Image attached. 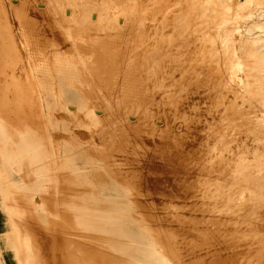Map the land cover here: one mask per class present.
<instances>
[{
	"label": "bare ground",
	"instance_id": "1",
	"mask_svg": "<svg viewBox=\"0 0 264 264\" xmlns=\"http://www.w3.org/2000/svg\"><path fill=\"white\" fill-rule=\"evenodd\" d=\"M7 1L9 5L6 2L3 5L9 6L10 17L5 16L8 11L3 10L4 6L1 10L5 11L7 21L10 19L9 25L6 18L3 20L10 28L9 48L16 51L23 46L39 73L34 85L43 128L47 133L48 126L49 131L76 142L75 145H64L53 158L27 131L28 128L22 133L6 130L0 118V139L13 149L17 161L15 169L0 164V176H6L8 186L14 190L23 187L17 176L26 172V189L48 190L55 186L48 176L49 169L54 164L56 168L62 160L65 167L70 166L71 169L67 180L87 191L80 200V204L85 206L79 217L86 221L83 224H87L93 233L124 241V251L135 254L150 245L142 240L143 231L136 226L131 213L120 209L118 212L115 207L121 204L122 207L125 203L128 207L138 208L140 197L145 196L142 193L152 192L154 195L158 192L167 198L166 202L168 199L183 201V205L186 204L183 209L186 207L189 211L186 213L189 214L186 216L189 222L201 223L204 220L202 223H211L210 228L214 229L211 242L214 246L210 248L214 252L196 255L200 249L197 250L193 264H264V198L258 194L252 195L253 198L249 195L254 193L250 192L251 189L260 194L262 186L254 184L246 172L249 168L247 159L250 158L246 156L247 144L252 135L250 126L253 125L248 124L251 118L264 113V69L259 70L260 64L254 59H251L254 64H249L248 53L244 56L241 47L238 51L220 44L216 34L210 29L207 32L203 22H198V17L192 15L195 9H191L193 4L189 0L191 8H187L184 0ZM43 67H48L50 78L40 73ZM27 84L30 87L31 83ZM49 90L55 95L57 93L56 103ZM62 109L66 111L65 121L72 126L71 133L60 129L62 121H53L55 110L59 112ZM27 125L26 122L23 124L29 127ZM124 190L133 196L132 199L122 195ZM8 192L13 195L12 191ZM198 193L211 196L213 201V205L210 204L212 208L208 206L211 210L205 214L206 219L202 208L209 199H205L204 206L200 208L204 202L198 205V201L203 200V195L197 197ZM147 207L150 205L146 203ZM161 207L156 205L160 211ZM167 213L170 214L168 210ZM186 214L182 213L183 219ZM168 217L167 220L163 218L165 221L161 224L172 223ZM174 225L177 226L176 223ZM174 225L175 231L181 227L176 229ZM166 228L168 233L170 228ZM184 231H180L181 234ZM178 233L175 232L176 236ZM191 233L192 236L197 234L193 230ZM11 236V242H15L16 238ZM170 238L176 239L172 235ZM198 239L200 242L201 238ZM6 242L10 246L8 237ZM174 243L171 244L174 246ZM183 246L186 248L187 245ZM184 251L186 254L189 250ZM92 254L95 255L93 264H99L96 254ZM88 256L89 253L79 256L78 264H85ZM132 263L142 262L133 260ZM24 264L35 263L26 261Z\"/></svg>",
	"mask_w": 264,
	"mask_h": 264
},
{
	"label": "rangeland",
	"instance_id": "2",
	"mask_svg": "<svg viewBox=\"0 0 264 264\" xmlns=\"http://www.w3.org/2000/svg\"><path fill=\"white\" fill-rule=\"evenodd\" d=\"M4 1L5 0H1L2 3L0 2V5H1L0 6V13L2 12L1 16L4 17V18H1V16H0V118L3 121L2 122L3 127L6 130H9V131L14 130V132L17 131L19 133H22V131H25L26 128H28L27 131H29V133H31L37 140H39V142H41V144L48 151L50 156L53 158H56V155L58 154L59 151L61 152V150H62L61 148L64 145L71 146V145H75L76 142L74 143L73 141H70V139H67L66 137H64L63 135H61L57 132H52V130L49 131V128L47 125H46L47 129H48L47 133H46L45 128H43L44 126L42 125L41 118H40L41 115H38L41 112V110H40V105H38V98H37L36 89H35V85H34L35 81L38 78L37 76L39 75V73L37 71L36 64L31 59H29L28 55H26L27 50H25V48L23 46L19 45L21 47H19L18 50L20 48H22V49H20V51H18V50L15 51L14 48L11 50L9 48V40H10V32L9 31H10V28H8L9 26L7 27V25H9L8 21L10 22V19H8V21H7V18L10 17L9 15H11V12H10V8H8L9 6H6V5H9L8 1L6 0L5 1L6 5H3V4H5ZM184 1H185L184 4L187 6V8H188V6H189V8L192 7V5L190 3H188V0H184ZM189 1H192L193 7H194V8L192 7L191 9H195V11H192V15L195 18L198 17V18H196L198 22H203L204 27L203 26L202 27L204 29L206 28L207 32L210 29V31H212L216 34V39H217V41L220 42V44H222L223 46H226L227 48L228 47L232 48V49L235 48V50L237 49L238 51L240 49L239 47H241L240 50L243 51L242 53L244 56L248 53V57L250 60L254 59V61H256L260 64L259 67H261V69H259V70L264 69V0H261V1L260 0H197V1L196 0H189ZM255 1H257V2L254 4ZM1 7H2V9L4 8L3 10L8 11V12H6L7 14L5 13V11L1 10ZM244 9H246V10H244ZM8 13H9V15H8ZM4 14H6L5 15L6 17L8 15V17L6 18L4 16ZM204 14L206 17L204 16ZM203 17H205V19ZM5 18H6V21H5ZM200 19H201V21H200ZM3 20L7 23V25H6V23H4ZM204 22L206 23V25ZM225 30H226V32H225ZM228 30L230 31V33H228L229 32ZM228 38H230V39H228ZM234 39H235V41L237 40V43L234 41ZM243 41H245V42H243ZM246 41H248V42H246ZM240 44H241V46H240ZM250 45H251V47H250ZM15 49H17V47H15ZM245 49L248 50L249 52L251 50H253V51H251L252 54L250 53L251 54L250 55L249 52L246 51ZM24 51H25V54H24ZM258 54L260 55V57H257V56H259ZM255 55H256V57H255ZM15 56H17V57H15ZM27 61H29V62H27ZM251 61H249L248 63L254 64L253 63L254 61L253 60H251ZM24 62H25V64H24ZM26 64L28 65V68H27ZM22 69H24V70H22ZM237 69L239 72V67ZM42 71H43V73H42ZM263 72H264V70H263ZM40 73L44 77L45 76L49 77V78L51 77L49 75L50 72H49L48 67H43ZM29 78H31V80ZM28 79H29V81H28ZM27 83H29V84L31 83L30 87L28 86ZM28 89H29V92L30 91L33 92L35 90L33 93L30 92V94H31L30 97L28 94L29 93ZM49 92L52 93L50 95H51L54 103H56V97H58L57 93L55 95L54 92H52L50 90H49ZM26 93L28 94L27 95L28 97L26 96ZM30 100H32V101H30ZM30 103L32 105H30ZM14 104H16V105L14 106ZM18 104L21 105L20 107L22 110L19 109L20 107H17ZM26 111H28L29 113ZM56 112H58V111L55 110V112H54L55 114H53V116H52L53 121H56L59 119L60 121H62V123L60 125V129L71 133L72 132L71 131L72 126L69 125L67 123V121H65L66 111L64 109H62L61 111L59 110V112L57 114H56ZM62 113H65L64 116L62 115ZM57 116H58V118H57ZM27 119H28V121H26ZM251 121H253V122H251ZM25 122H26V124H28L27 126H29V127L23 126V124ZM34 122H35V124H33ZM255 122H257V123H255ZM37 124H39V125H37ZM251 124H253V125H251ZM35 125H37V126H35ZM248 125H251L250 131H251L252 135H251V138L249 139V142L247 144V147L248 146L250 147V145H251V148L248 147V151H247L248 154L246 155L247 158L250 157L249 159H247V161L249 163L247 168L248 167L249 168H248V170L246 169V172L250 175L251 178H253L252 181L254 184L256 183V185L262 186V191L264 192V153H261V152H264V113H263V115H260L259 117L257 116V117H254L253 119L251 118ZM39 126L41 129L39 128ZM37 127L39 130L37 129ZM41 132H43V133H41ZM55 135H57V136H55ZM52 138H54V139H52ZM257 138L259 140H257ZM255 139L257 141H255ZM261 139H262V141H261ZM0 142H1L0 143L1 144L0 155L2 156V159H3L2 166H4V167L10 166V168L15 169V167L17 165V161L14 157V153L12 152L13 149L11 147H9L6 144V142L5 143L2 142L1 139H0ZM256 145L258 147H256ZM80 148L84 149L83 147H80ZM259 148H261V149H259ZM60 161H61V162H59L60 164L57 163L58 165L56 168H55L56 164H54L49 169L48 176L55 183V186L52 188H49L48 190H36V191L32 190V191H29L28 189H26L24 187V185L26 186V183H27L26 172L19 173L17 176V177H19L18 179L20 180L21 185L24 187V188L21 187L22 189L19 188V189L14 190L13 188L8 186L9 183L7 182L6 176L0 177V180H1V184H0V225H1L0 236L3 240L5 238L6 233L10 230V227H11V229L13 231V238H16L15 242H11L10 236H8V239L10 241V246L9 245L7 246V244H8L7 242L2 244V248H3L2 251L0 248V253L2 252V254H0V264H3L2 263L3 261H4V264H24V262H26V261L27 262H33L35 264H73V263L78 264L79 256L83 257L84 253H86V254L89 253V256L85 260V264H93V260L95 258V255H93L92 253L96 254V261H98L99 264H133L132 263L133 260H139L140 262H142L139 264H175V263H177L175 261H178V259H179V261L177 264H179V263L181 264L182 262L185 264V260H187V258H188V260H187L186 264H189V262H190L189 260H191L190 258H192L191 262L193 264V260H194L193 256L195 255V252L197 250L200 249L201 252H199L200 250L197 251L196 255H197V253L200 255H201V253H202V255L203 254L205 255V253H207V252L208 253L214 252V249L211 251V249H212L211 247L214 246L213 243H211V242H213V234L212 233H215V232H212V230L214 231V229L210 228V227H212V226H210L211 223L209 224L207 222L206 223L203 222L204 223L203 224L202 221H204V220H201V223H200V221H199V223L197 221L194 223L193 221L191 222V220L189 222L186 219V216L187 215L189 216V214H186V213H189V211L187 210L186 207H185L186 209L185 208L183 209V207L186 205V204L183 205V203H182L183 201L179 203V199H175L177 201H175L174 199H172V200L168 199L166 202L167 198L160 196L158 194V192L154 193V195H152V192L142 193L141 195L145 194L146 197L145 196L140 197L141 205L138 208L126 206V204L124 203V200H123L124 206L120 207L122 205L121 204L120 206L118 205V207H115L116 211H118L120 209L122 212H126V210H127L129 213H131L130 215L135 220L136 226H138L143 231L144 239L142 238V240L145 243L149 244L150 247L143 248L140 251H138L137 253L131 254L130 252L124 251L122 249V245H124V241L119 240V239H114L111 237H105L102 234H98L97 232H94V233H93V231L91 232V230L87 226V224H85V225L83 224V223H86V221L80 219L81 218L80 217L81 210L82 209L85 210V206L80 204V200L86 196L87 191L86 190L84 191V189L81 187L79 188V187L73 186V183H71V182H69V180H67V176H69V174L71 172L70 166L65 167L66 164L62 160H60ZM91 162L93 164H95L94 161H91ZM96 163H97V161H96ZM61 174H63L64 176L66 174V176L64 177ZM89 175L94 176V174H89ZM59 181L60 182L64 181V182H63V184H61V183H59ZM68 184H69V186H68ZM60 185L62 187H60ZM58 189H60L59 190L60 192L57 191ZM8 191H12L13 195ZM262 191L260 192V194L262 193L260 195L254 189H251L250 192H254V193L253 194L249 193V195L251 198H253V196H258V195H259L258 197L262 196L264 198V193ZM75 193H76V195H75ZM124 193L125 194H122V193L121 194L124 195L125 198L127 197V199H129V198L132 199L133 196L131 194H129L126 190H124ZM198 194H197V197H200L203 195L201 198L204 200V201L203 200L198 201L199 206H200L201 202H204L202 204V206H200V208H202L204 206V204L206 202L205 199L207 200V198H208L210 201H212V199L210 198L211 196L208 197L207 195L205 196V194H202V193H200L199 195ZM73 195L75 197L74 199H72ZM157 195L159 197H157ZM150 196H152V197L150 198ZM154 197H155V200H154ZM42 198H44V199H42ZM145 198H148L149 200H147ZM162 198L165 201L162 200ZM201 198H199V199H201ZM182 199L185 200L184 196L182 197ZM39 200H41V201H39ZM52 200H54V202ZM66 200L69 202H67ZM209 200H208L207 204H205V206H204L205 208L207 206L206 209H208V210L203 209L204 207L202 208V210H204L205 212H203L201 210L205 219H206L205 216L209 214V212L212 208L211 205H213V201L210 202ZM148 201L149 202L152 201V203L151 202L149 203ZM63 202H64V204H63ZM155 202H156L157 206L159 205V208L163 204L161 207L162 208L161 211L159 210V208H156V205L154 204ZM170 202L173 203V205ZM31 203H32V205H31ZM37 203H39V204H37ZM44 203H46V204H44ZM47 203H49V205H47ZM146 203L149 204L150 207L146 208ZM58 204H59V208H58ZM169 204H170L171 208H170ZM174 204L176 205V207ZM61 205H63V206L65 205V208L63 206L61 207ZM153 205H154L155 209L151 207ZM177 205L179 207H177ZM75 206L77 209L75 208ZM208 206L211 208H209ZM180 207H181V209H180ZM48 208H51V209H48ZM172 208H173V210H171ZM152 209H154L155 211ZM157 209L159 212H156ZM165 209H167L168 212H170V214L167 213V210L165 212ZM178 209H180L181 211L180 210L177 211ZM182 209L184 210L185 213L182 212ZM147 210H149V211H147ZM46 211H48V212H46ZM61 211H64V212H61ZM150 211H154V212H150ZM74 212L76 214H74ZM147 212L148 213L150 212L149 213L150 215L152 213L154 216H152V215L149 216V214H147ZM174 212H176V213H174ZM207 212H208V214H207ZM157 213L158 214L160 213L161 215L159 214L160 216L158 217ZM182 213L186 214V215H184L185 219H183ZM55 214H56V216H55ZM165 214H168V215H165ZM171 214H173V217ZM44 215H46V216H44ZM156 216L158 218H156ZM164 216H166V217L169 216L168 218L170 220L169 219L168 220L173 221V222L175 221V222L174 223L170 222L167 224V222H168L167 221V222H165L166 225L164 223L161 224L162 221L164 222L165 220H167L166 217H164ZM170 216L172 218H170ZM45 217H47V218H45ZM176 217L177 218L180 217V219H182L181 222H180V219H177ZM159 218H161V219H159ZM163 218L165 220H163ZM173 218H174V220H172ZM8 220H9L10 224L7 223ZM176 220H178L179 222ZM80 221H81V223H80ZM51 222L54 223L55 225L54 224L52 225ZM187 222H188V224L186 225L185 223H187ZM157 223H158V225H157ZM175 223L177 224V226L174 225ZM178 223H180V224H178ZM181 223H182V225H181ZM195 224H197V225H195ZM80 225H82V226H80ZM173 225L176 226V229L179 228L180 226L182 227V228L180 227L179 229L176 230L177 232L179 231V233L177 234L178 236H176V234H175L176 231H175V227L174 228L172 227ZM190 225L191 226L194 225V226L191 227ZM53 226H55V227H53ZM83 227H86V228L84 229ZM166 227L168 229L170 228V230L167 231L168 233H166V230H165ZM171 227L173 228V230ZM194 227L196 230L194 229ZM162 228H163V230H161ZM191 228H193L192 229L193 233L197 232V234L196 233H194V234L199 236L198 237L199 239L201 238L200 242L197 241V239H198V238L196 239L197 236L196 237H195V235L192 236ZM199 228H202L204 230H202V229L200 230ZM52 229H54V230H52ZM198 229H199V231H197ZM184 230H186V231H184ZM49 231L51 234L49 233ZM160 231H163L164 233L160 232ZM180 231H182V232L184 231V233L181 234L182 232H180ZM203 231H205V232H203ZM185 232L186 233L190 232V233L186 234ZM198 232H200L199 235H198ZM203 233H205V234H203ZM207 233H209L208 236L210 238L206 235ZM59 234L61 235V237ZM145 234H146V236H145ZM170 234L172 235V237H174L176 239L179 238V239L174 240L173 238H170L171 237ZM184 234L188 235V237ZM51 235H52V237H51ZM53 235H55L57 238H55ZM99 235H101V237ZM165 235L166 236L168 235L167 238L165 237ZM183 235L185 236V238H188V239H186L187 241H185V238L183 237ZM200 235L201 236L203 235L205 238L203 236L201 237ZM206 236L212 241H210L209 239H206L207 238ZM65 237H68V238H65ZM92 237L94 238V240ZM158 237H159V239H158ZM60 238H62V239H60ZM168 238H170V239H168ZM63 239H65V240H63ZM172 239H173V241H172ZM191 239H192V241H191ZM202 239L204 242L202 241ZM57 240H58V242H57ZM74 240H76L77 243H75ZM157 240L158 241L160 240V241L158 242ZM195 240L197 242H193ZM95 241H96V243H95ZM205 241L209 242L211 245L210 244L207 245L208 243H206ZM56 242H57L58 248L56 246ZM62 242H64V244ZM91 242H93V243H91ZM173 242H175L174 244L176 246L175 245L173 246V244H171ZM182 242H183V245L184 244H185V246L187 245L186 248L182 245ZM187 242H189V244ZM103 243H105V244H103ZM169 243L172 246H169L170 245ZM205 243H206V246H205ZM190 244L191 245L193 244L194 246L193 245L191 246ZM59 246H60V248H59ZM31 247L33 250L32 253H31ZM154 247H155V249H154ZM173 247H177L178 249L181 248L180 251H182V252H180L177 248L174 249ZM193 247H195V248H193ZM197 247H198V249H197ZM106 248H108V249H106ZM188 248L192 249L193 255L191 254V249H188ZM203 248H205L206 250ZM56 249H58L57 252H56ZM166 249H168L169 251H167ZM186 249L189 250L190 252L187 251L186 254H183V251ZM106 250H108V251H106ZM193 250H195V251H193ZM63 251H64V253H63ZM111 252H112V254H111ZM184 252H186V251H184ZM162 253L164 256H162ZM169 253H171V254H169ZM188 253L190 255H188ZM179 255H182L183 258H181V256H179ZM187 256H189V257H187ZM174 258H175V260H174ZM182 259H184V261H182ZM173 260H174V262H172ZM191 262H190V264H191Z\"/></svg>",
	"mask_w": 264,
	"mask_h": 264
},
{
	"label": "crops",
	"instance_id": "3",
	"mask_svg": "<svg viewBox=\"0 0 264 264\" xmlns=\"http://www.w3.org/2000/svg\"><path fill=\"white\" fill-rule=\"evenodd\" d=\"M2 141V140H1ZM1 143V142H0ZM0 146H1V144H0ZM3 163V159H2V156L0 155V164H2ZM1 177V176H0ZM3 177V176H2ZM0 184H1V180H0ZM7 223H9L10 224V222H9V220L7 221ZM0 227H1V225H0ZM10 234H12V236L10 235ZM8 236H11V237H13V231H12V229H11V227H10V230L6 233V235H5V238L2 240V238H1V236H0V248H1V251H2V244L3 243H6V239H7V237ZM12 249V248H11ZM0 254H2V252L0 253ZM3 264H4V261L2 262Z\"/></svg>",
	"mask_w": 264,
	"mask_h": 264
}]
</instances>
